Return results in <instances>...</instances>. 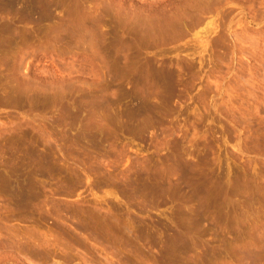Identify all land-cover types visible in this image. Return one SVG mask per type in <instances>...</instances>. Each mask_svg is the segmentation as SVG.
Returning a JSON list of instances; mask_svg holds the SVG:
<instances>
[{"label": "rangeland", "instance_id": "374dc122", "mask_svg": "<svg viewBox=\"0 0 264 264\" xmlns=\"http://www.w3.org/2000/svg\"><path fill=\"white\" fill-rule=\"evenodd\" d=\"M61 227L69 256L16 237ZM0 238V264H264V0H0Z\"/></svg>", "mask_w": 264, "mask_h": 264}, {"label": "bare ground", "instance_id": "6f19581e", "mask_svg": "<svg viewBox=\"0 0 264 264\" xmlns=\"http://www.w3.org/2000/svg\"><path fill=\"white\" fill-rule=\"evenodd\" d=\"M170 24H172L171 22H167L166 23V26L168 25V27H172ZM181 24V23H180ZM176 25V24H175ZM178 26H179V23H178ZM165 28H167V27H165ZM157 30H154L153 31V34L156 32ZM141 32H143V31H141ZM136 36L137 35H133V38H135L136 39ZM133 61V60H132ZM129 68H130V71H131V75L132 76H134V75H140L141 76V74H140V69H139V67H140V65L139 66H137L136 64H135V62L134 63H132V65H129L128 66ZM128 69V68H127ZM129 70V69H128ZM128 72V71H127ZM141 73H143V72H141ZM149 73V72H148ZM130 74V73H129ZM152 74V73H151ZM154 75L156 74V73H153ZM152 74V75H153ZM151 75V76H152ZM158 75V74H157ZM166 76V75H165ZM165 76H164V78H165ZM155 77V76H154ZM156 77H158V76H156ZM168 77V76H167ZM153 78V77H152ZM159 78V77H158ZM157 78V79H158ZM140 79V78H139ZM156 79V78H155ZM139 80H138V85H140L139 84ZM142 83V85L144 84L143 82H141ZM138 87H140V86H138ZM144 87V86H143ZM142 88V87H141ZM136 89H137V85H136ZM144 88H142V90H143ZM138 91V90H137ZM153 91V90H152ZM141 92V91H140ZM144 92V91H143ZM145 93H146V91H145ZM142 98V97H141ZM140 98V99H141ZM144 99V98H143ZM141 102H144V101H142L141 100ZM139 103V102H138ZM143 105V104H142ZM142 105H141V108H142ZM79 213V212H78ZM77 212L74 214H72L70 217H75V218H73V219H75L76 220V218L78 219V221H79V223H80V221H81V223L80 224H78L82 229H84V230H87V232H88V235H89V237L90 236H95L96 235V231L94 230V226L95 225H93V227H91V223H95V215L93 216L91 213L89 214V213H87L86 212V214L84 215L83 213H79L78 214ZM48 216H50L51 218H53L56 222H62V221H65L66 219H68L69 218V216L67 217L66 215H64V216H62V215H60V213L59 212H55V213H49V215ZM101 217V216H100ZM87 218V219H86ZM72 219V218H71ZM69 220H70V218H69ZM102 220V219H101ZM108 221V220H107ZM100 224V223H99ZM98 225V224H97ZM59 226H60V224H59ZM101 226V225H100ZM103 227H105V224L103 225ZM108 227V226H107ZM106 227V228H107ZM103 229V228H102ZM58 230H60V233L62 234V236H61V234H60V237H57V239H56V237L54 238V239H56V241L54 240V242H53V239H48V240H46V239H41V238H37V236L38 235H36L34 232H31V231H26L24 234H22V236L20 237V236H16V234H15V236L18 238L17 240H20V244H21V242L23 243V248H24V250L25 251H27V253L28 252H31L33 255H34V253L35 254H38L39 253V255H40V253H42V254H48V255H52V254H54L53 252H54V250H52V249H54V248H57L58 250H60L65 256H69L70 255V253H71V251L76 247L75 245H74V243H78L79 244V242H82V241H80V240H78L77 238H75L73 235H71V233H70V230L69 229H67V228H65V227H61L60 229H58ZM12 233V232H11ZM82 234H84L85 232H81ZM80 233V234H81ZM58 234H59V232H58ZM8 235V234H7ZM6 235V236H7ZM6 236H5V240H7V238H6ZM9 236H10V239H15V237H14V234H9ZM59 236V235H58ZM81 237V236H80ZM1 239V238H0ZM9 239V240H10ZM17 240H16V243H17ZM52 240V241H51ZM2 241H3V239H2ZM12 241V240H11ZM13 241H15V240H13ZM10 242V241H9ZM19 242V241H18ZM2 243H5V241L4 242H2ZM1 243V244H2ZM7 245V244H6ZM11 245H12V243H11ZM2 246H4V245H2ZM7 246H10V243H9V245H7ZM81 246V245H80ZM4 248V247H3ZM6 248V247H5ZM21 248H22V245H21ZM7 249H8V247H7ZM6 250V249H5ZM31 253H29V254H31ZM57 254V253H56ZM50 257V256H49Z\"/></svg>", "mask_w": 264, "mask_h": 264}]
</instances>
